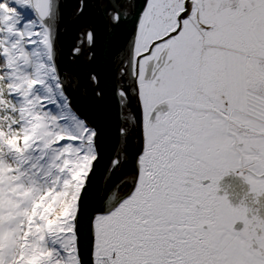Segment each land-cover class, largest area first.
Masks as SVG:
<instances>
[{"label":"snow or ice","instance_id":"obj_1","mask_svg":"<svg viewBox=\"0 0 264 264\" xmlns=\"http://www.w3.org/2000/svg\"><path fill=\"white\" fill-rule=\"evenodd\" d=\"M0 264H264V0H0Z\"/></svg>","mask_w":264,"mask_h":264},{"label":"rangeland","instance_id":"obj_2","mask_svg":"<svg viewBox=\"0 0 264 264\" xmlns=\"http://www.w3.org/2000/svg\"><path fill=\"white\" fill-rule=\"evenodd\" d=\"M221 186V194H224L225 192L228 193L233 203L238 202L240 197L247 190V186L243 184L242 180L233 175L225 177Z\"/></svg>","mask_w":264,"mask_h":264},{"label":"water","instance_id":"obj_3","mask_svg":"<svg viewBox=\"0 0 264 264\" xmlns=\"http://www.w3.org/2000/svg\"><path fill=\"white\" fill-rule=\"evenodd\" d=\"M67 29V33L65 35L62 34L61 36V43L65 47V52L67 51V46L70 43L71 39L74 38L75 31H76V25L71 23L70 21L65 20L64 26ZM76 105L81 109V111L87 113L91 109V103L89 100L77 96L75 101Z\"/></svg>","mask_w":264,"mask_h":264}]
</instances>
